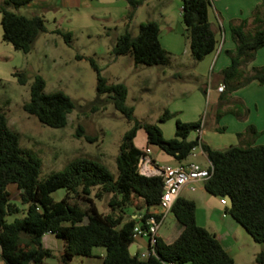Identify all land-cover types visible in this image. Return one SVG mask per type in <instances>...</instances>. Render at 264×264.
I'll use <instances>...</instances> for the list:
<instances>
[{
  "label": "trees",
  "instance_id": "trees-1",
  "mask_svg": "<svg viewBox=\"0 0 264 264\" xmlns=\"http://www.w3.org/2000/svg\"><path fill=\"white\" fill-rule=\"evenodd\" d=\"M29 1L0 0L1 39L22 52H28L38 34L46 31L40 14L27 16L8 8ZM126 1L125 17L129 20L141 0ZM209 5L210 0H180L183 33L194 60L213 52L218 45L217 29L208 19ZM246 23L247 19L229 21L234 46L225 50L229 63L216 75V86L219 82L223 84V89L217 90L219 94L251 80L264 83V64H249L256 49L264 44V0L253 7L250 27H246ZM51 31L63 35L66 40L71 35L69 30L60 28ZM110 51L114 56L130 55L135 64L165 65L169 62V52L159 41L158 22L153 19L138 22L136 34L125 26L115 37ZM89 63L96 79L95 96L88 101L91 109L110 101L127 119L133 118V107L125 103L126 85L121 81L108 82L93 58H89ZM13 75L18 83L25 82L22 72L14 71ZM28 93L22 109L51 127L63 126L67 113L75 105L61 90L44 91V79L38 73L33 75ZM235 101L237 111L234 113L237 118L244 119L247 107L241 100ZM171 114L173 112L165 109L159 119ZM139 126L145 132L146 146L155 145L176 161L185 159L190 149L199 144L212 165L210 175L202 181L205 191L217 197L229 195L231 205L224 206L225 215L229 214L254 241L264 242V144L252 143L259 134L252 124L237 132V136L248 134L249 140L217 148L200 140L198 135L188 137L190 132L201 127L200 118L183 121L175 117L170 137H164L156 123L135 120L118 144L115 177L98 159L76 156L39 179L40 159L19 145L17 132L8 126L6 115L0 110V260L5 264H42L44 257L52 255L51 249L41 243L42 234L49 232L62 241L59 259L63 263H68L75 254L90 255L93 246H101L104 248L101 264H235L215 234L196 222L194 201L180 195L169 209L181 225L176 237L166 242L157 235L154 254L139 257L138 250L133 254L128 252L129 245L141 236H132L136 218L125 208L131 206L135 211L144 207L143 215H147L148 207L157 204L162 190L160 174L145 175L138 171V157L143 152L134 144L133 137ZM81 132L82 127L77 125L75 133L80 135ZM84 137L94 139L88 135ZM9 184L18 189L19 204L9 198ZM59 187L65 192L54 199L51 192ZM104 193L109 194L106 212L99 211L92 198H100ZM7 215L14 216L7 221ZM144 246L147 247V242ZM254 260L264 264V249L254 254Z\"/></svg>",
  "mask_w": 264,
  "mask_h": 264
},
{
  "label": "rangeland",
  "instance_id": "rangeland-1",
  "mask_svg": "<svg viewBox=\"0 0 264 264\" xmlns=\"http://www.w3.org/2000/svg\"><path fill=\"white\" fill-rule=\"evenodd\" d=\"M179 2L180 0L177 1ZM170 5L171 8L165 12L171 18V28L168 29L177 33L174 41L166 42L167 28L159 21L162 31H166L161 34V40L169 52V62L165 65L135 64L128 54L114 56L110 49L115 37L124 30V26L121 23H113L104 12L94 13L88 22L76 24L78 22L73 20L72 24L61 27L60 29L71 32L68 40L57 32L39 33L28 52L13 49L0 39V110L5 113L8 126L17 132L19 145L40 159L37 176L39 179L51 170L60 169L69 159L76 156L98 159L115 177L118 144L122 134L134 125L135 120L156 123L162 135L170 137L173 135L175 117L183 121L200 118L204 121V127L209 130L211 143H214L215 147L223 148L229 145L228 132H223L225 127L221 125L224 123V116L231 115L239 119L234 113L237 111L235 100H241L247 107L243 97L247 101L259 97L252 92V87H244L250 81L222 94L215 90L219 59L214 63V57L208 68L206 65L201 67V63L198 69L195 68L194 62L198 60H194L189 54L187 39L183 33L184 25L174 0ZM8 8L24 15H30L32 11V8L26 5ZM145 19V11L135 16L133 24L129 27L132 34H136L138 22ZM90 57L108 82L121 81L126 85L125 103L133 107V118L127 119L110 101L97 109H91L88 105V101L95 96L96 82L95 71L89 63ZM14 71L23 73L24 83H18L13 75ZM35 73L43 77L44 91L61 90L73 99L75 105L67 113L63 126L45 125L22 109V103L28 99L29 84ZM165 109L173 114L160 120L159 117ZM216 121L222 129L215 127ZM77 125L82 127L80 135L75 133ZM143 131L141 126L136 128L133 139L137 143ZM190 134L192 133L188 135ZM84 135L94 139L87 140ZM151 147L159 165L175 163L174 158L162 153L157 146ZM196 159L205 164L201 155ZM7 189L9 198L19 204L16 186L9 184ZM64 192L65 189L59 187L53 190L51 195L58 199ZM108 196V193H104L100 198L92 197L99 211L109 210ZM205 196L209 197L210 202L202 201L196 204L198 217L204 209L210 213L214 212L218 219L223 211L218 197L213 199L214 196L208 192ZM133 210L131 206L125 208L127 213ZM13 216L7 215L6 220L10 221ZM174 220L173 214L168 211L159 224L157 233L166 236L173 229ZM225 220L231 224L221 236V241L231 245L234 263L257 264L254 254L262 249V242L254 241L227 213ZM218 222L222 223L220 219ZM41 243L52 251L51 256L43 258L42 264H101V254L104 252L103 247L93 246L90 255L75 254L68 263H63L59 259L62 247L60 238L45 232L41 236ZM142 247L141 251L145 252L147 247Z\"/></svg>",
  "mask_w": 264,
  "mask_h": 264
},
{
  "label": "crops",
  "instance_id": "crops-1",
  "mask_svg": "<svg viewBox=\"0 0 264 264\" xmlns=\"http://www.w3.org/2000/svg\"><path fill=\"white\" fill-rule=\"evenodd\" d=\"M173 0H141L140 3L136 6L133 16L127 20L125 17V13L128 7V3L126 0H31L25 5L27 7H31L32 11L31 14H40L46 26V31L44 33H53L51 31L54 28H61L64 26H68L69 24L78 22L76 24H82L89 21L90 17L94 16V13L104 12L105 15L111 18L113 23H121L124 27H130L134 21L135 16H137L140 12H146V19H153L158 22H163L165 27L167 28L166 31H162V28L159 25V41L161 45L168 50L166 46L163 45L161 40V34L165 33L168 35L166 37V42H170L171 40L174 41L176 38L177 33L174 31L169 30L171 28L170 22L171 18L165 11L171 8V3ZM178 0H174L175 8L179 11L180 14V2L177 3ZM261 0H210V5L208 7V19L212 23V25L217 29V38H218V45L213 52L206 54L200 60L194 62L195 68L198 69L199 63H201V67L205 65L209 66L210 62L215 57L214 63L216 60L219 59V67L217 70H220L223 66L227 65L229 62V57L226 55L225 50L230 49L234 46L233 41L229 34L228 24L229 21L234 20L237 22L240 19H247L246 27H250V17L253 7L259 3ZM170 3V4H169ZM28 16V15H27ZM145 19V20H146ZM169 28V29H168ZM131 31V30H130ZM0 39H1V27H0ZM2 40V39H1ZM3 41V40H2ZM8 43V42H6ZM9 44V43H8ZM10 45V44H9ZM11 47V45H10ZM250 65H261L264 64V44L258 47L255 51V55ZM221 83V82H219ZM244 87H252V92L256 93L258 97H262L254 99L253 101H247L245 97L240 95L244 98L245 103L247 105V116L243 120H239L234 118L231 115L224 116V123H221L222 126L225 128L223 132H228L229 144L237 143L239 141H247L249 140L248 134H242L237 136V132H241L247 124H252L256 130L259 131V134L252 140L253 144H264V83H258L256 80H251L249 83L246 84ZM215 90L216 86H215ZM241 91V90H240ZM243 91V90H242ZM218 92V91H217ZM238 96V95H236ZM240 96V97H241ZM241 97V98H242ZM253 109V110H252ZM220 122V120H218ZM216 121V125L218 123ZM219 124V123H218ZM204 121L202 124L201 120V127L197 131H192L189 138L194 137L196 135L199 136L200 140L204 141L211 147H215L214 143H211L212 139L210 137L209 130L204 127ZM211 126V125H210ZM210 128V127H208ZM139 143H137L134 139L133 142L139 148H143L145 145V132L143 131L142 136L139 138ZM150 148V157L157 163V157L152 154L153 150L152 147ZM162 151V150H160ZM164 153V152H162ZM169 157H172L166 154ZM201 155L205 159V164H202L201 161H197L196 157ZM173 158V157H172ZM185 160H195L200 165H206L207 159L205 157L204 152H198L194 156H186ZM178 162L175 160V163ZM166 164V163H165ZM171 164V163H170ZM199 184L196 185V183ZM207 193L203 187L202 181L194 182V189H189L187 185L181 187L177 195L184 196L187 198H191L195 203L194 209V217L198 224L203 225L206 229L213 232L217 239L221 242L223 247L231 253V245H227L226 243H222L221 236H223L230 226V222L225 220V216H221L219 214V218L217 219L216 214L214 212H208L207 210H202L200 216L198 217L196 213V204L201 203L202 201L210 202L209 197L205 196ZM214 196V195H213ZM216 196H214L213 199ZM215 205V204H214ZM144 207L140 210H133L129 214L134 217L139 211H144ZM151 209V206L148 207ZM174 217V216H173ZM175 219V218H174ZM221 220V224H218V220ZM173 224V229L166 235L162 236L158 234L164 241L169 242L173 240L176 235L179 233L181 229V225L175 219ZM223 225V226H222ZM223 240V239H222ZM146 242V238L141 236L136 240L135 249L141 251L143 250L144 243ZM262 249H264V242H262ZM0 264H5L2 260H0Z\"/></svg>",
  "mask_w": 264,
  "mask_h": 264
},
{
  "label": "built area",
  "instance_id": "built-area-1",
  "mask_svg": "<svg viewBox=\"0 0 264 264\" xmlns=\"http://www.w3.org/2000/svg\"><path fill=\"white\" fill-rule=\"evenodd\" d=\"M217 90L223 89V84L218 83ZM202 152L199 144L193 146L188 156H194L196 153ZM142 154L138 157V171L145 175L160 174L162 180V190L159 195V200L156 205L147 209V215H143V211L134 214L136 222L132 227V236H143L146 238L147 250L139 251L138 256L144 257L147 254H154V243L157 234V228L161 223L164 215L169 211L170 206L177 196L179 190L184 185L189 189H194V182L205 180L212 171V165L207 160L206 165H200L195 160H181L176 163L157 165L150 157L149 146L142 148ZM219 204L222 205L223 211L221 216H225L224 206L226 200L224 195L218 197Z\"/></svg>",
  "mask_w": 264,
  "mask_h": 264
},
{
  "label": "water",
  "instance_id": "water-1",
  "mask_svg": "<svg viewBox=\"0 0 264 264\" xmlns=\"http://www.w3.org/2000/svg\"><path fill=\"white\" fill-rule=\"evenodd\" d=\"M225 197V200H226V205L227 206H230L231 205V197L229 195H224ZM134 249H135V244L134 243H131L128 247V252L130 254H133L134 253Z\"/></svg>",
  "mask_w": 264,
  "mask_h": 264
}]
</instances>
